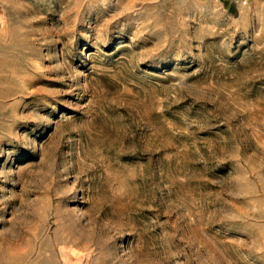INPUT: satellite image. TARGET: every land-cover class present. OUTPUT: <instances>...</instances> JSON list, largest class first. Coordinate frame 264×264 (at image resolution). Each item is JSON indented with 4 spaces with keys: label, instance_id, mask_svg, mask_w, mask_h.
Returning a JSON list of instances; mask_svg holds the SVG:
<instances>
[{
    "label": "rangeland",
    "instance_id": "1",
    "mask_svg": "<svg viewBox=\"0 0 264 264\" xmlns=\"http://www.w3.org/2000/svg\"><path fill=\"white\" fill-rule=\"evenodd\" d=\"M0 264H264V2L0 0Z\"/></svg>",
    "mask_w": 264,
    "mask_h": 264
},
{
    "label": "crops",
    "instance_id": "2",
    "mask_svg": "<svg viewBox=\"0 0 264 264\" xmlns=\"http://www.w3.org/2000/svg\"><path fill=\"white\" fill-rule=\"evenodd\" d=\"M238 1V0H237ZM256 1H262V2H264V0H256Z\"/></svg>",
    "mask_w": 264,
    "mask_h": 264
}]
</instances>
